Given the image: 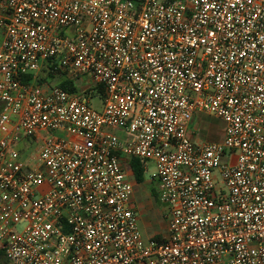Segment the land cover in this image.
<instances>
[{
  "label": "built area",
  "instance_id": "2783aa9c",
  "mask_svg": "<svg viewBox=\"0 0 264 264\" xmlns=\"http://www.w3.org/2000/svg\"><path fill=\"white\" fill-rule=\"evenodd\" d=\"M196 114L224 122L221 142L191 140ZM131 158L155 163L160 240L140 229ZM0 251L264 264V0H0Z\"/></svg>",
  "mask_w": 264,
  "mask_h": 264
},
{
  "label": "crops",
  "instance_id": "0c3cea01",
  "mask_svg": "<svg viewBox=\"0 0 264 264\" xmlns=\"http://www.w3.org/2000/svg\"><path fill=\"white\" fill-rule=\"evenodd\" d=\"M213 119L218 120L217 125L212 124ZM198 132H199V135H198ZM223 136H224V122L221 119L216 118L214 116L207 115V114H196L193 117V120H192V123L190 126V138L193 142H195V143L221 142L223 140ZM146 168H148V163H146ZM124 169L129 174L130 179L135 182V187L137 189L136 185L139 183H137L135 178H134V174H133L132 168L130 166V159L124 160ZM144 182L141 184H144ZM154 183H156V182H154ZM135 187H134V192H133V196H132V206H133V208L137 214L139 226H140V229H141L144 237L146 238V235H147L148 238H146V239H158V238L162 239V238H165L167 235V226H166V229L161 228L159 222H157V220H156L158 214H155V212H154L152 214V216L150 218H147V219H143L142 217H140L138 215V212H137L138 206L136 204L137 203L136 198L138 195V191L135 189ZM154 189L156 191V188H153L152 196H155L158 198V195L156 196L154 194V192H155ZM145 211H148V210L145 209ZM159 233H162V237L157 236V234H159Z\"/></svg>",
  "mask_w": 264,
  "mask_h": 264
},
{
  "label": "rangeland",
  "instance_id": "374dc122",
  "mask_svg": "<svg viewBox=\"0 0 264 264\" xmlns=\"http://www.w3.org/2000/svg\"><path fill=\"white\" fill-rule=\"evenodd\" d=\"M41 77H42V82H46L47 81V75H46V71H42L41 73ZM61 81V78L57 77V78H53L50 82L51 83H55V84H59ZM48 83H50L49 81H47ZM81 89L85 90V93L87 95H92V93L90 92L89 89L86 85H82L80 87ZM91 105L94 109L100 111L103 108V99L101 96H97L91 99ZM213 125H217L218 124V120L213 119L212 121ZM199 135V132H198ZM41 146V143H34L33 144V148H32V152L34 154H36L39 150ZM27 156V155H26ZM26 156L24 154H22V158L23 160L26 159ZM147 172L145 175V182L144 184H137V189L135 187V189L138 191V195L136 198V204L138 206V215L140 217H142L143 219H147L150 218L152 216V214L155 212V214L157 215V222H159L160 226L162 229H166L167 226V222H168V217H169V210L166 207V205H164L161 201L160 198L152 196V190L153 188H156V192L158 191V187L157 184L154 183L151 180L152 175L156 172V168H155V163L154 162H150L148 163V168H147ZM155 190V189H154ZM151 206V207H150ZM148 210V211H145ZM24 227V223H20L19 225H17V230L20 231L22 230ZM157 236H161L162 237V233L157 234ZM146 238H148V236L146 235ZM5 264H10L7 260L5 262Z\"/></svg>",
  "mask_w": 264,
  "mask_h": 264
},
{
  "label": "trees",
  "instance_id": "16d2710c",
  "mask_svg": "<svg viewBox=\"0 0 264 264\" xmlns=\"http://www.w3.org/2000/svg\"><path fill=\"white\" fill-rule=\"evenodd\" d=\"M44 71H46V70H44ZM46 75H47L46 79L49 82L54 78V76H52L51 74L46 73ZM27 78L29 79V77H27ZM59 86L65 90H67V91H70V92H74L76 90L75 85L71 81L61 80L59 83ZM99 94H102V91H100ZM130 166L132 168L136 182L139 184L143 183L145 181V175L147 172L146 163L140 159L131 158L130 159ZM154 194L157 196L158 191L157 192L155 191ZM158 239L160 240V238H158ZM5 262H6V259L4 257V254L2 252H0V264H5Z\"/></svg>",
  "mask_w": 264,
  "mask_h": 264
}]
</instances>
